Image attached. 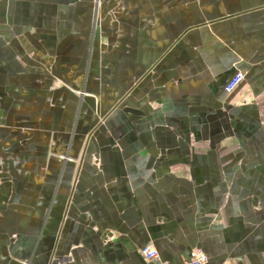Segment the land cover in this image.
Instances as JSON below:
<instances>
[{
    "label": "crops",
    "instance_id": "crops-1",
    "mask_svg": "<svg viewBox=\"0 0 264 264\" xmlns=\"http://www.w3.org/2000/svg\"><path fill=\"white\" fill-rule=\"evenodd\" d=\"M194 247L264 264V0H0V264Z\"/></svg>",
    "mask_w": 264,
    "mask_h": 264
},
{
    "label": "built area",
    "instance_id": "built-area-1",
    "mask_svg": "<svg viewBox=\"0 0 264 264\" xmlns=\"http://www.w3.org/2000/svg\"><path fill=\"white\" fill-rule=\"evenodd\" d=\"M245 78L242 71H237L226 83L225 90L230 92L234 90ZM141 254L146 260H159L160 255L158 250L152 245L147 244L141 248ZM163 264H172L169 261H165ZM181 264H209V256L207 252L201 247H194L190 251L187 260Z\"/></svg>",
    "mask_w": 264,
    "mask_h": 264
}]
</instances>
